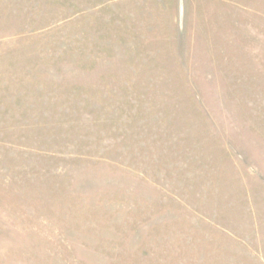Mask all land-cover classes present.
I'll return each mask as SVG.
<instances>
[{"label": "rangeland", "instance_id": "obj_1", "mask_svg": "<svg viewBox=\"0 0 264 264\" xmlns=\"http://www.w3.org/2000/svg\"><path fill=\"white\" fill-rule=\"evenodd\" d=\"M0 264H264V0H0Z\"/></svg>", "mask_w": 264, "mask_h": 264}]
</instances>
